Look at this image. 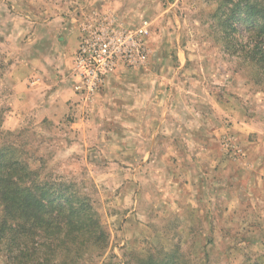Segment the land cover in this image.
<instances>
[{
  "label": "rangeland",
  "instance_id": "rangeland-1",
  "mask_svg": "<svg viewBox=\"0 0 264 264\" xmlns=\"http://www.w3.org/2000/svg\"><path fill=\"white\" fill-rule=\"evenodd\" d=\"M244 1L0 0V150L90 197L108 241L87 264H140L175 249L186 264L264 263V195L232 177L254 159L264 166V71L250 34L225 22ZM92 12L150 24L147 65L114 80L138 91L123 101L140 108L142 90L157 91L152 152L140 146V120L107 121L104 87L92 101L75 91L80 24Z\"/></svg>",
  "mask_w": 264,
  "mask_h": 264
},
{
  "label": "trees",
  "instance_id": "trees-1",
  "mask_svg": "<svg viewBox=\"0 0 264 264\" xmlns=\"http://www.w3.org/2000/svg\"><path fill=\"white\" fill-rule=\"evenodd\" d=\"M244 2L225 22L237 20L250 34V58L264 71V1ZM32 164L17 159L13 147L0 150V262L89 263L92 256L86 255L100 254L108 241L90 197L61 179L43 177ZM181 254L178 249L159 251L140 264H186Z\"/></svg>",
  "mask_w": 264,
  "mask_h": 264
},
{
  "label": "built area",
  "instance_id": "built-area-1",
  "mask_svg": "<svg viewBox=\"0 0 264 264\" xmlns=\"http://www.w3.org/2000/svg\"><path fill=\"white\" fill-rule=\"evenodd\" d=\"M150 24L123 26L111 12H92L80 24V44L73 58L75 91L92 101L105 86L108 76L119 68L147 65Z\"/></svg>",
  "mask_w": 264,
  "mask_h": 264
},
{
  "label": "crops",
  "instance_id": "crops-1",
  "mask_svg": "<svg viewBox=\"0 0 264 264\" xmlns=\"http://www.w3.org/2000/svg\"><path fill=\"white\" fill-rule=\"evenodd\" d=\"M121 20V19H120ZM76 42V40H75ZM78 44V41H77ZM76 44V45H77ZM120 71L116 70L113 73H111L106 81V84L104 86V93H103V98H104V108L107 109L108 112V120L107 121H112V122H118V120H122L121 116L127 115L128 118L130 117V122L129 121H121L123 124L127 126H132L133 124L131 123H136L140 120V146L142 147H147L150 152L154 151V147L160 146L161 141H160V129L161 127V122H159V101H158V93L157 91L153 90H142L141 97L144 98V101L142 103V106L140 108L137 105L134 104H127L126 102L123 101L124 98H127L131 94H138L137 90H134V92L131 91H126L121 89V84H119V81L115 82V78L118 77L120 78L122 73H118ZM42 84L46 86V88H53L51 87V82L50 80H45L42 81ZM114 86H117L115 88ZM46 101H50L53 96H55L54 93L52 92H46ZM44 96V98H45ZM131 98V97H130ZM147 98V100H146ZM47 103V102H46ZM48 104V103H47ZM52 106V105H51ZM172 108H174L172 106ZM47 110L46 107L42 110L45 111ZM172 113L173 109H166L164 113ZM132 116V117H131ZM170 121H167V123L164 124V129L167 128L169 130ZM109 125L110 123H106ZM131 128V127H130ZM186 128V127H185ZM191 128V127H187ZM153 131L151 134L150 131ZM148 133L151 135L148 136ZM254 164V169L248 172L247 175H244L245 177H237V176H232L234 179H238V181L241 183V187H248L250 188V191L253 190V187H250V183L257 184L256 189L262 192L264 195V166L261 170L257 171V164L259 160H255ZM254 163V162H253ZM247 180V181H246ZM244 182V183H243ZM251 184V186H252ZM240 194V193H239ZM241 197L238 196L237 202L239 203L241 201Z\"/></svg>",
  "mask_w": 264,
  "mask_h": 264
}]
</instances>
